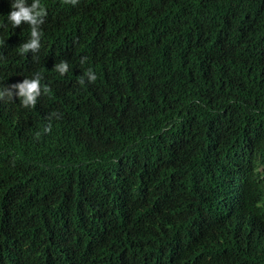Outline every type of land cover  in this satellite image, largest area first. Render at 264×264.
<instances>
[{"label":"trees","instance_id":"16d2710c","mask_svg":"<svg viewBox=\"0 0 264 264\" xmlns=\"http://www.w3.org/2000/svg\"><path fill=\"white\" fill-rule=\"evenodd\" d=\"M12 2L0 87L49 92L0 100V264H264V0H41L25 55Z\"/></svg>","mask_w":264,"mask_h":264},{"label":"clouds","instance_id":"9594fccd","mask_svg":"<svg viewBox=\"0 0 264 264\" xmlns=\"http://www.w3.org/2000/svg\"><path fill=\"white\" fill-rule=\"evenodd\" d=\"M78 2L79 0H63L64 4H71L73 6L77 5ZM11 8L12 11L7 17L13 28L20 27L24 24L30 26V39H28L27 43L22 44L18 48L19 53L21 55H25L30 52L33 54L38 53L41 48V26L45 22L47 9L41 4V0H32L30 6L28 4V0H13ZM87 60V57H82L80 64H85ZM54 70L61 76H64L69 72V64L67 61H61L56 64ZM85 77L89 83H94L97 80V76L92 69H88L84 72V75L80 77L79 83L81 85L85 84ZM41 80L42 76L37 73L31 79H24L22 83L2 86L0 87V100L14 102V98L18 96L20 103L24 108H35L38 98L41 97L42 94L49 92V88L47 86L42 87ZM53 117L59 119V115L57 113H52L49 116V120L51 121ZM51 128L52 125L49 123L43 131L45 133H50ZM39 135L40 133H37V137H39Z\"/></svg>","mask_w":264,"mask_h":264}]
</instances>
